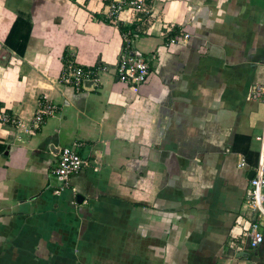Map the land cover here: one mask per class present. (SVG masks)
Masks as SVG:
<instances>
[{"label":"crops","instance_id":"crops-1","mask_svg":"<svg viewBox=\"0 0 264 264\" xmlns=\"http://www.w3.org/2000/svg\"><path fill=\"white\" fill-rule=\"evenodd\" d=\"M142 1L112 21L102 0H0V113L19 121L0 122V264H264V240L233 237L264 129V0ZM120 25L156 54L136 91L116 76ZM68 62L105 70L76 89ZM43 95L57 110L34 128Z\"/></svg>","mask_w":264,"mask_h":264},{"label":"built area","instance_id":"built-area-1","mask_svg":"<svg viewBox=\"0 0 264 264\" xmlns=\"http://www.w3.org/2000/svg\"><path fill=\"white\" fill-rule=\"evenodd\" d=\"M106 5L105 18L115 21L119 15L129 11L133 20L140 12L145 11L142 0H102ZM171 32L167 29L166 33ZM167 46L176 44L179 40H187L189 35L179 33L170 35ZM156 60V54L146 55L133 48V39L129 34H123V48L116 63V76L118 81L128 88L136 91L143 84L149 75L151 65ZM105 67L93 69H83L68 62L63 68L60 82L64 85H72L78 89L85 80L95 81L100 71ZM249 98L264 105V85L253 84L249 90ZM57 107L51 103L46 96L38 101L37 109L32 118L34 128L40 126L44 120L56 113ZM0 122H11L12 125H19V121L11 118L5 113H0ZM259 143L257 162L253 168V176L249 180V188L242 204L237 225L234 228L233 237L247 241L250 249H256L263 243V235L260 232L259 216L264 215V129L260 136L256 138ZM81 144L75 143L64 147L59 151L56 162L51 168L50 176L57 182L53 189L55 195L69 187L71 178L76 175L83 166V161L79 155ZM241 165H243L241 163Z\"/></svg>","mask_w":264,"mask_h":264},{"label":"trees","instance_id":"trees-1","mask_svg":"<svg viewBox=\"0 0 264 264\" xmlns=\"http://www.w3.org/2000/svg\"><path fill=\"white\" fill-rule=\"evenodd\" d=\"M119 29L121 32H124V34L128 33L131 39H134L135 36L139 34L138 27L132 25V26H119Z\"/></svg>","mask_w":264,"mask_h":264},{"label":"water","instance_id":"water-1","mask_svg":"<svg viewBox=\"0 0 264 264\" xmlns=\"http://www.w3.org/2000/svg\"><path fill=\"white\" fill-rule=\"evenodd\" d=\"M83 85L84 86H88V87H91L93 85V82L92 81H84L83 82ZM251 176H253V171L250 173ZM76 200L77 202L79 203L81 201V197L78 195L76 196Z\"/></svg>","mask_w":264,"mask_h":264},{"label":"rangeland","instance_id":"rangeland-1","mask_svg":"<svg viewBox=\"0 0 264 264\" xmlns=\"http://www.w3.org/2000/svg\"><path fill=\"white\" fill-rule=\"evenodd\" d=\"M53 185L52 186H55L57 185V182L55 180L52 181ZM54 189V188H53Z\"/></svg>","mask_w":264,"mask_h":264}]
</instances>
